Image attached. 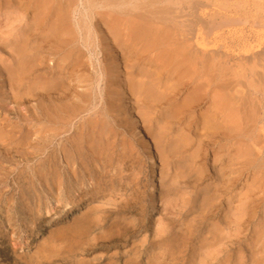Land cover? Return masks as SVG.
<instances>
[{
	"label": "rangeland",
	"instance_id": "obj_1",
	"mask_svg": "<svg viewBox=\"0 0 264 264\" xmlns=\"http://www.w3.org/2000/svg\"><path fill=\"white\" fill-rule=\"evenodd\" d=\"M3 1L6 2V0H0L2 4L4 3ZM21 1L24 3L23 10L26 9L24 11L26 14H21L19 10H15V8L10 5L6 7L3 5L4 8H0V45H2L0 47V71H3V73L5 71L4 74H6V78L10 77L11 69L14 67L13 58L15 55L14 44H12L13 41L17 39V35L19 34L20 36H25V32L30 28V23L33 24L30 16L37 10L36 13H42L44 11L42 5L46 6L47 2H49L48 5L54 4L55 6L52 8L55 10L52 14L57 12L59 9L56 8H60L64 3L63 7L69 5V16L67 18L68 25L70 26L72 24L71 28L73 30V35L79 36L80 38L82 36L88 38L85 45L84 43L82 44L83 46L77 45L79 48L82 47L81 50L84 48L82 53L84 52L85 55L86 66L88 68L86 70L89 71L91 68L92 71L90 70V72L97 73L98 71L99 73V71L101 72V67L105 63L111 61L115 63L116 67L119 66L117 68L120 69V75H123L121 78L124 81H126L128 73L134 70L131 66L134 64L135 60L139 58L138 55L135 57L132 54L131 56L129 48H124L126 49L124 52V49L121 50L118 46L114 47L115 45H113V43L105 42L104 34L98 31V28L102 27V25L104 28V23L106 24L108 19H105L107 16L104 15V18L97 13L101 10H107L105 8H100V10L96 8V10H93V8L90 7L92 6L91 1L93 2V0H60L64 3L58 2L57 0H54V2L51 0ZM36 1L40 4L42 3L40 7ZM171 1H173V3ZM182 1L184 3H182ZM182 1L167 0L166 2H162L163 4L160 3L159 5L162 6L160 8H164V11L161 14L162 17H158L164 18L166 21L163 22L171 26L173 21L178 24L184 22L182 24L184 27H180L176 29V31L187 34H184L185 37L192 38V42H194L193 44H195L197 49H200L199 44L195 43L198 40L201 45L203 42H208L209 49H215V51L222 53L221 55H225L226 53V55H230L231 62L229 64L231 67V75L229 80L235 82H233V85L234 88H236L233 91L237 89H247L249 86H246V83L248 84V82L254 78L256 79V77L258 81L259 76L257 75H249L246 81V78L236 75L235 68L238 64L239 60L237 59H239V57H247L245 58L246 60L251 59L250 61L253 62L252 57L256 52L262 53L264 51V0ZM25 2H28V4ZM1 3L0 6L2 5ZM90 3L91 5H89ZM58 4L61 6H58ZM188 4H190L191 7ZM193 4L195 5L193 10H197L195 12L193 11L194 15L191 16V11L188 6L192 8ZM218 4L227 5V7L224 6L223 8L224 12L223 10L221 11L220 6H217ZM166 5H173V8H177H172L171 10V8ZM254 5H257V8ZM183 6L185 8L182 13L185 14V18L182 17L183 14L180 11ZM213 6L215 7L213 8ZM186 8L188 10H186ZM165 9L167 11H165ZM226 9L227 11H225ZM85 10L86 13H84ZM184 10L186 12L189 11L188 13L191 17H188V13ZM174 11L178 15L175 14ZM237 11H239L238 14ZM171 12L173 13L171 14ZM86 14H89V16ZM179 14H182V16H179ZM164 15L167 16V18ZM54 17L55 16L50 17L51 19H49V21H54L56 18ZM86 17L92 19L90 20L89 18L88 20ZM260 18H263V21ZM190 19L195 21L194 28L190 26L192 22ZM46 21L44 20L45 24L48 22ZM185 25L188 26L185 27ZM91 26L94 28L91 29ZM188 27L189 29H187ZM87 28L90 29L88 30ZM74 30L76 31L74 32ZM36 37L38 36L36 35ZM36 37L34 35V40L32 41L35 46L38 44L37 42H39V38ZM95 39L97 41H95ZM233 41L238 44L243 42L241 44L242 46H233ZM103 42L105 44H103ZM107 45H111L110 47L112 48L107 47ZM102 47H104V49ZM107 48H110L109 51ZM104 51L106 52L103 53ZM33 52L34 51L31 53ZM108 52L110 54H108ZM117 53L122 54L119 55ZM86 56L89 57V59L86 58ZM120 56L121 58H119ZM145 57H147V55ZM145 57L143 58L144 63L138 62L137 66H142L146 63V67H150L151 64L148 63ZM103 59H106V62L103 61ZM88 60H91L95 67L92 66L93 64L91 62L88 63ZM116 61L118 62L116 63ZM46 62L47 66L53 64L52 61V63L48 60H46L45 63ZM122 64L125 66L123 67ZM258 64L257 71L264 72V60L262 62L259 61ZM27 67L28 74L32 75L34 72V68H32L34 67V61L28 63ZM40 67L45 70L44 72L49 73L47 72L48 68L44 66H38L36 70H40ZM152 68H154V66H152ZM30 77L31 76H29V78ZM102 79L104 78H101L98 86L96 85L97 88L93 89V96H95V99L97 98L93 103L94 105L96 104V107L94 108V105L91 104L87 112L80 113L79 117L70 123L71 126L69 124L65 128L68 130L62 132L59 136L60 138H52L51 141L50 139H45V133H43V137L40 138L37 132H35V129L39 131V129L43 127L40 121L46 120L43 110L46 104L35 102L34 98L31 96L36 93V85H32V88H28L30 86L27 84L19 87L20 84L17 81L9 82L8 80H0V264H264V253L258 252V250L262 251L264 245L262 241L261 244L258 243L259 237H257L264 229V220H262L264 219L262 218L264 217V210H262L263 213L261 212L260 217H256L253 221L254 223L242 234L238 231L236 224H231V227L228 228L225 225V222L230 220L229 218H240L242 202H240L241 196L238 194H245L248 186L245 188L243 186L242 190L237 186L232 192L228 191L219 194L221 196L216 198L213 202L217 204L215 205L218 209L215 210V212L217 211L218 214L216 213L213 219L210 220V223H212L211 226L209 228L207 227V229L205 227L204 229L196 230V223L200 220L199 213L206 214V209L209 207L207 203H203L204 189L210 182L214 184L218 182V179L214 177L213 165L211 166L212 153L209 154L211 158H208V160H206L207 162L205 161L207 170L203 178L197 181L198 184L195 181L197 179V173L193 171V177L189 172H185L184 161L178 158L177 155L170 156L167 154V144H163V140H160L156 135V127L153 128L151 125L147 126V124L142 123L140 118L137 117V109L133 110V115L138 119V131L134 130V128L126 122L129 118L127 117L128 115H123L125 123H118L112 116L106 115L103 118L107 127V132H105L107 133L106 136L102 137V139H98V137L96 138L98 133L93 136L94 138L90 135L87 139L88 145H85L87 143L84 140H79L82 128L86 127L87 124L89 125L90 122V124H92L95 117L93 113L104 105L105 81ZM27 82L30 81L28 80ZM126 90V99L128 100L125 99V101L134 104V99L129 95V87H127ZM6 100L7 102L5 103ZM23 100H27L28 102L26 101L22 105L21 103ZM45 102H48V100ZM32 105L33 108H35L34 110H32ZM22 113L25 114L23 115ZM35 119H37V121ZM39 119L40 121H38ZM54 129H56V126H54ZM48 132L50 131H46V134ZM178 134H185V132H181V130L174 132L177 138L179 136ZM194 134L195 131L191 136L193 137ZM118 136H120V140ZM141 137L144 138L141 140ZM195 137L196 136H194V138ZM30 139H33L32 142ZM68 140L71 141V143ZM98 140L103 141L99 142ZM109 140H111V142H109ZM39 142L41 144H39ZM32 143H34V146ZM76 143H78L79 149L76 148ZM61 144L67 149L70 148L68 150L70 154H73L74 150H79L81 155L77 157L78 155L74 153L75 159L77 158V160L74 159L73 162L67 164L63 155H61L62 152L59 148ZM111 144L112 146H110ZM142 144L145 145L142 146ZM72 145L74 148L70 147ZM116 145H118V147ZM155 145H157V147ZM105 147L106 151H104ZM144 147L145 149L150 148L149 151L146 149L147 152H145ZM255 148L257 152L259 148L257 146ZM34 150L36 152H34ZM113 151H115V154ZM28 152L31 153V156ZM89 152L93 153L90 154ZM151 153L153 160L149 158ZM33 154L35 155L32 156ZM23 155L26 157L28 156V159ZM52 155L56 156L54 157ZM74 155L72 156L73 158ZM91 156L93 158H91ZM83 157L86 161H84ZM104 161H108L106 163L107 166ZM182 161L183 163H181ZM81 162L85 163L81 164ZM199 164L203 165L201 161L198 165ZM68 166L71 167L68 168ZM81 169H83L84 172ZM69 171L72 172L73 175L70 174ZM55 174H57L56 177ZM187 175L189 176L187 177ZM46 178L49 181H47ZM251 179L252 178H250V180ZM213 191L214 189L210 194H212ZM200 198L201 200H199ZM66 203H71L72 206L67 207ZM215 226L220 227V231H216L220 239L213 241L209 229L213 230ZM253 231L256 232L254 233ZM252 243L254 244L252 245Z\"/></svg>",
	"mask_w": 264,
	"mask_h": 264
},
{
	"label": "bare ground",
	"instance_id": "obj_2",
	"mask_svg": "<svg viewBox=\"0 0 264 264\" xmlns=\"http://www.w3.org/2000/svg\"><path fill=\"white\" fill-rule=\"evenodd\" d=\"M51 1L54 2V0H51ZM57 1L61 2L60 0H57ZM86 1H88V0H86ZM164 1L166 2L167 0H93V2L91 1L92 6H90V7H92L93 10H96V8L97 9L99 8V10H100V8H105L107 10V11L101 10L97 13L101 17H104V15L107 16V18H105V17L104 18L108 19L107 22L105 20H103L106 22V24L104 23V28H103V25H102V27L98 28V31H100L104 34L103 36H104L105 42H107V43L111 42V43H113V45H115L114 47L118 46V47H120L121 50H123L124 48H129L131 56L133 54L135 57L137 55L139 57L138 59L135 60L134 64L131 66L134 70L128 73V77H126L124 75L126 77V81H124L121 78L123 75L122 76L120 75V69L117 68L119 66L116 67L115 63L111 62L110 60H109L110 62L105 63L101 67V72L99 71V73H98V71H97V73L90 72L91 68L89 71L86 70L88 68L86 66L87 64L85 61V55H84V52L82 53V50L84 48L81 50L82 47L79 48L78 46L82 45L83 43L85 45L88 38L86 36L83 37L82 35H81L82 36L81 38L79 36L73 35V30L71 28L72 24L70 26L68 25V18H67L69 16V9H68L69 5L67 7H63L65 4L64 2H61V3H64L63 6L58 4V6H61V7L56 8L59 10L58 11L56 10L57 12H55L54 14H52V12H54L55 10H53L52 8H54L55 6H54V4L48 5L49 2H47L46 6L42 5V8L44 9V11L42 13H36L38 10L35 8L37 11L35 10L36 12L34 11L35 13L32 14V16H30V19L33 22V24L30 23V28L25 32V36H22V35L20 36V34L18 32L19 35H17V39H15L12 43V44H14V55L15 56H14V58L11 57V58H13V65H14V67L11 69V75L9 78H6V74H4L5 71H4V73H3V71H0V80L1 81L8 80L9 82L17 81L20 84L19 87L25 86L27 84L30 86L28 88H32V85H36V93L31 95V96L34 98L35 102H38V103L40 102V103L46 104V107H44V109H43L44 110V116H45L46 120L45 121H42V120L40 121V119L38 120V121H40L41 126L43 125V127H41L39 129V131H36V129H35V132H37V135L40 138H42L43 137L42 135H44L43 133H45V139L46 140L50 139V141H51L52 138L56 139L61 135L62 132H66L68 129H65V128L71 122H73L77 117H79L80 113L82 114L83 112H85V111L87 112V110H89V106L91 104H93L94 101L97 99V98L95 99V96H93V89L97 88L96 85L98 86L100 81H101V78H104V79H102L105 81V87H104L105 88V91H104L105 96L103 99L104 105L102 107H100L99 109H97L93 113V115H95V117L93 119L94 121L92 122V124H90L91 123L90 122L89 125L87 124L86 127H84V128L81 127L82 124L80 125V127L82 128V131L80 132L79 140H81V141L84 140L87 143L88 142L87 139L89 138V136L91 135V137L94 138L93 136L96 133H98L96 136V138L98 137V139H102V137L106 136L107 133H105V132H107V129H106L107 127H106V123L103 119L106 115L112 116L113 119L115 121H117L118 123L119 122L125 123V121L123 119V117H124L123 115L124 114L128 115L127 117H129V118L126 120V122L130 126H132L134 128V130L138 131L137 130V129H139L138 128V119L135 118V116L133 115L134 114L133 110L137 109V111H138L137 117L140 118L142 123L147 124V126L151 125L153 128L156 127V130H155L156 135L160 138V140H163V144H167L166 145L167 154L170 156H176L177 155L178 158H181V160H183L185 163L184 164L185 172H189L190 174H192V172L195 171L197 173V179L195 180L196 182L201 180L203 178V176L205 175V172L207 170L205 161L208 160V158H211L209 154L212 153L211 166L213 165L212 169L214 170V177H216L218 179V182H217V184L216 183L214 184V183H211L209 181L211 184L209 183V185L206 186V188L204 189L205 193H203V203L204 204L207 203V205L209 207H207V209H206V214L201 213V212L199 213L200 220L196 223V226H195L196 230L204 229L205 227L207 229V227L209 228L211 226L212 223H210V220L213 219V216L217 213V211L215 212V210L218 209L216 206L217 204L215 203L216 204L215 205L213 202L216 198H219L221 196L219 194H221V193L223 194V192L226 193L228 191L232 192L237 186L241 190L243 189V186H244V188L248 186V188H246L247 190H246L245 194H243V193H242V195L238 194L239 196H241L240 202H242L241 208H240V213H241L240 218H236V219L229 218L230 220L229 221L227 220L228 222L227 221L225 222V225L227 226V228L231 227V224L232 225L236 224V226L238 227V231L241 232V234H242L245 232V230L248 229L249 226H251L254 223L253 221L255 220L256 217H258V218L260 217L261 212L263 213L262 210H264V161H263V159H264V157H263V155H264V72L257 71V66L259 65L258 64L259 61L262 62L264 60L263 59L264 58V51L262 53L256 52V54L252 57L253 62L250 61L251 59L246 60L245 58H247V57H242V56H241L242 58L239 57V59H237L239 61H238V64L235 68L236 75H238L239 77L246 78V81L248 80L247 77L249 75H252V76L257 75L259 77H258V81L256 80L257 77H256V79L254 78L251 81L249 80L250 82H248V84L246 83V86H249L247 89L246 88L245 89H237V90L233 91L234 89H236V88H234V85H233L234 81L231 82L229 80V77L231 75V73H230L231 67L229 64L231 62L230 61L231 56L226 55L227 53L225 55H221L222 53H220L219 51L217 52V51H215V49L214 50L209 49L208 42L207 43L203 42L201 45V43L197 40L195 43L199 44V47H200V49H197L195 44H193L194 42H192V38L185 37V35H187V34L179 33V31H176V29H178L180 27H184V26H182V24L184 22L182 24H178L175 21H173L172 26L164 23L166 20H164V18L158 17V16H161V14L164 11V8L161 9L160 7H162V6L159 4L164 2ZM28 2H25V3L28 4ZM171 2L173 3V1H171ZM192 2H194V0ZM203 2H201V3H203ZM36 3L38 4L39 7L42 4V3L41 4L38 3V1H36ZM91 3L89 5H91ZM182 3H184V2L182 1ZM69 4H71V3H69ZM186 4H187V2H186ZM3 5L5 7L7 5H10V6L14 7L15 10H19V12H21V14H26V12H24L26 9L23 10L24 9L23 8L24 3L21 0H10V1L6 0V2H4L0 6V8L1 7L4 8ZM174 5H176V4H174ZM188 5L190 6V4H188ZM170 6H172V7H170ZM170 6H167V7L171 8V10H172V8L174 6L173 5H170ZM189 6H188V8L190 9V11H191L190 13L192 16V15H194L193 13L197 9H195V11L193 10V7L195 6L194 4L192 5V8H190L191 6L190 7ZM217 6H220L221 11L223 10L224 6L227 7V5H224V4H218ZM39 7H37V8H39ZM214 7L215 6H213V8ZM87 8H89V7H87ZM175 8H177V7H175ZM175 8H173V9H175ZM184 8H185L184 6L181 8V10H180L181 13L183 12ZM211 8H212V6H211ZM93 10H91V11H93ZM186 10H188V9L186 8ZM165 11H167V10L165 9ZM221 11H220V13H221ZM225 11H227V9ZM176 12H177V10H176ZM176 12H175V14H177ZM188 12H186V13H188ZM205 12H207V11H205ZM223 12H224V10H223ZM238 12L239 11H237V14H238ZM84 13H86V10ZM172 13L173 12H171V14ZM182 14H183V16H182ZM182 14H179V16L181 15L182 17L185 18V14L184 13H182ZM86 15L89 16V14H86ZM93 15H94V13H93ZM166 15H167V13H166ZM188 15H189L188 17H191L189 13H188ZM53 16H55L57 19L54 17L55 18L54 21L53 20L49 21V19H51L50 17H53ZM17 17H19V16H17ZM165 17L167 18V16H165ZM89 18H87V19L89 20ZM95 18H96V16H95ZM91 19L92 18H90V20ZM100 19H102V18H100ZM44 20L45 21L47 20L48 22L46 21L47 23L45 24ZM261 20L263 21V18ZM98 21H99V19H98ZM191 21L192 22H191L190 26H192L191 28H194L195 27V21L194 20H191ZM168 22H170V21H168ZM168 24H171V23H168ZM95 25H99V24H95ZM187 26L188 25H185V27H187ZM221 26H223V25H221ZM93 28L94 27H92L91 29H93ZM187 29H189V27ZM75 31L76 30H74V32ZM93 31H95V30H93ZM189 31H191V30H189ZM33 32H35V33H33ZM34 35H35V37L37 35L38 37H36V38H39V42H37L38 44H36V46L34 43H32V41L34 40L33 39ZM93 35H96V34H93ZM98 36H99V33H98ZM97 38H99V37H97ZM3 39H5V38H3ZM96 39H95V41H97ZM100 39H101V37H100ZM5 42H3V43H5ZM111 43H109V44H111ZM242 43L238 44L235 41H233L232 45L233 46H242L241 45ZM101 44H102V42H101ZM103 44H105V43L103 42ZM1 46L2 45H0V47ZM101 46H103V45H101ZM110 46L111 45H109V46L107 45V47H110ZM86 48H88V47H86ZM102 48L104 49V47H102ZM110 48H112V47H110ZM109 49H108V51H109ZM125 50L126 49H124V52H125ZM32 51H34V52L31 53ZM84 51H86V50H84ZM11 52H12V50H11ZM105 52L106 51H104L103 53H105ZM108 54H110V53L108 52ZM117 54L120 55L122 53H117ZM111 55H109V56H111ZM146 55H147V57H145ZM36 57H38V58H36ZM106 57H108V56H106ZM144 57L146 58L148 63L151 64L150 67H146V65H145L146 63L142 66L141 65L137 66L138 62L144 63V61H143ZM86 58L89 59V57H87V56H86ZM119 58H121V56ZM248 58H250V57H248ZM46 60H48L50 62L52 61L53 64H51V66H50V64L47 66L46 65L47 62L45 63ZM105 60L103 59V61H105ZM32 61H34V67H32V68H34V72L32 73V75H30V74H28V71H27L28 67L27 66H28V63H30ZM125 61H127V60H125ZM89 62H91V60L90 61L88 60V63ZM117 62L118 61H116V63ZM38 66H44V67L48 68L47 72H49V73L44 72L45 70H43L41 67H40V70L39 69L36 70V68ZM92 66H94V64ZM92 66H90V67H92ZM124 66L125 65H123V67ZM152 66H154V68H152ZM263 68H264V66H263ZM122 71H124V70H122ZM247 72H249V73H247ZM29 76H31V77L29 78ZM28 80L30 82H27ZM8 85H10V84H8ZM125 86H126V88H125ZM127 87H129V92H130L129 95H131V97L135 101L134 104L128 103V101H125V99L127 98V95H126ZM95 92H97V91H95ZM101 92H102V90H101ZM1 95H2V93H1ZM22 97H23V95H22ZM51 97H53V98H51ZM4 99H7V98H4ZM19 99H22V98H19ZM27 100H23L21 104L23 105V103H25ZM46 100H48V102H45ZM126 100H128V99H126ZM6 102H7V100L5 101V103ZM31 104H34V103H31ZM36 105H38V104H36ZM95 107H96V104L94 105V108ZM32 108H33V105H32ZM91 108H93V107H91ZM34 109L35 108H33L32 110H34ZM21 111H23V110H21ZM26 115H28V114H26ZM23 120H25V119H23ZM35 120L37 121V119H35ZM23 125H25V124H23ZM76 125H77V123H76ZM54 126H56V129H54ZM70 126H71V124H70ZM1 127H3V126H1ZM21 128H22V126H21ZM34 128H36V127H34ZM69 129H70V127H69ZM71 129H72V127H71ZM180 130H181V132H185L186 135L185 134H178L179 136L177 138V135H174V132L180 131ZM46 131H50V132H48L46 134ZM75 131H77V130H75ZM130 131H132V130H130ZM194 131H195L194 136H196L195 138H194V136L193 137L191 136V134L193 135ZM29 132H31V131H29ZM29 132H28V134H29ZM119 137L120 136H118V139H119ZM143 138L141 137V140ZM9 139H11V138H9ZM12 139H14V138H12ZM25 139H27V138H25ZM5 140H7V139H5ZM32 140H31V142H32ZM34 140H36V139H34ZM103 140H98V141L100 142ZM112 141H114V140H112ZM69 142L71 143V141H69ZM109 142H111V140H109ZM78 143H76L77 149H79ZM39 144H41V143L39 142ZM151 144H152V142H151ZM32 145L34 146V143H32ZM85 145H88V143ZM144 145L142 144V146H144ZM45 146H46V143H45ZM110 146H112V144ZM116 146L118 147V145H116ZM155 146L157 147V145H155ZM256 146L259 148L257 152L255 150ZM70 147L74 148L73 145ZM94 147H96V146H94ZM156 147H155V150H156ZM59 148L62 152L61 155H63V158L67 162V164L73 162V160L75 159L74 153H76L78 155L77 157H79V155H81L80 154L81 152L79 150H74V149H73L74 153L73 154L71 153L72 154L71 155L70 152L68 151L70 148L67 149L66 147L62 146V144H61V147H59ZM144 149H145V147H144ZM146 149H145V152H147ZM149 149H147V150L149 151ZM35 150H37V149H35ZM35 150H34V152H36ZM88 150H91V149H88ZM104 151H106V147H105ZM211 151H213V152H211ZM95 152H96V150H95ZM114 152L115 151H113V153ZM28 153H30V152H28ZM89 153L92 154L93 152L92 153L89 152ZM48 154H49V152H48ZM83 154H84V152H83ZM34 155L35 154H33L32 156H34ZM73 155H74V158L72 157ZM30 156H31V153H30ZM52 156H54V155H52ZM24 157H26V156H24ZM26 158L28 159V156ZM91 158H93V157L91 156ZM149 158L153 160L152 153L149 156ZM75 160H77V158ZM88 160H90V159H88ZM84 161H86L85 158H84ZM113 161H115V160H113ZM178 161H180V160H178ZM183 161L181 163H183ZM200 161H201V163H203V165H200V164L198 165V163ZM38 162H40V161H38ZM107 162H105V165ZM83 163H85V162H83ZM83 163L81 162V164H83ZM84 166H85V164H84ZM70 167L68 166V168H70ZM88 167H89V165H88ZM112 168H113V166H112ZM53 169H54V167H53ZM64 169H65V167H64ZM51 170H52V168H51ZM56 170H57V168H56ZM68 170H70V169H68ZM75 170H77V169H75ZM81 170H83V169H81ZM83 172H84V170H83ZM58 173H59V171H58ZM69 173L72 174V172H70V171H69ZM106 173H107V171H106ZM56 175L57 174H55V177H56ZM72 175H70V176H72ZM192 175L194 177V174H192ZM188 176L189 175H187V177ZM250 178H252V179L250 180ZM192 179H195V178H192ZM74 180H75V177H74ZM47 181H49V180L47 179ZM80 181H81V179H80ZM80 181H78V182H80ZM185 182H186V180H185ZM52 183H53V180H52ZM213 189H214L213 193L210 194ZM53 191H54V189H53ZM226 196H228V195H226ZM62 197H63V195H62ZM59 198H60V196H59ZM199 200H201V198ZM225 200H226V197H225ZM61 201H63V200H61ZM201 203H202V201H201ZM66 205H67V207L72 206L71 203H66ZM226 205H227V203H226ZM262 218H264V217H262ZM262 220H264V219H262ZM219 224H220V221H219ZM260 227H261V225H260ZM209 231L211 234V238L213 237V241L220 239V238H218L217 233H216V231H220V227L215 226L213 230L209 229ZM258 231H259V229H258ZM206 233H207V230H206ZM255 237H256V235H255ZM257 237H259L258 243L261 244V241H262L263 245H264V229L262 230L261 234H259ZM252 238H253V235H252ZM253 244L254 243H252V245ZM258 246H255V247H258ZM208 247H209V245H208ZM258 252L264 253V248L262 249V251L258 250Z\"/></svg>",
	"mask_w": 264,
	"mask_h": 264
}]
</instances>
